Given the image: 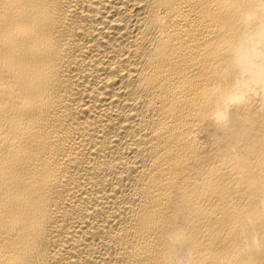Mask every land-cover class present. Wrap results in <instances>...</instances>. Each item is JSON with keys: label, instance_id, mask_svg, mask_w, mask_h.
<instances>
[{"label": "bare ground", "instance_id": "1", "mask_svg": "<svg viewBox=\"0 0 264 264\" xmlns=\"http://www.w3.org/2000/svg\"><path fill=\"white\" fill-rule=\"evenodd\" d=\"M0 264H264V0H0Z\"/></svg>", "mask_w": 264, "mask_h": 264}, {"label": "clouds", "instance_id": "2", "mask_svg": "<svg viewBox=\"0 0 264 264\" xmlns=\"http://www.w3.org/2000/svg\"><path fill=\"white\" fill-rule=\"evenodd\" d=\"M226 119H227V118H225V120H226ZM215 123H217V124L219 125V124L224 123V122L221 121L220 119H216ZM224 126H227L226 123H224ZM185 255L188 256V257H190V256H191V252H190V250L187 251V252L185 253Z\"/></svg>", "mask_w": 264, "mask_h": 264}]
</instances>
